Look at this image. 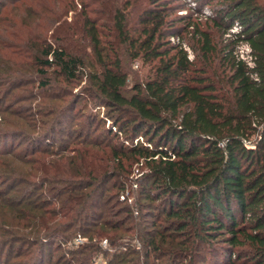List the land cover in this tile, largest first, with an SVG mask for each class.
<instances>
[{"label":"trees","instance_id":"trees-1","mask_svg":"<svg viewBox=\"0 0 264 264\" xmlns=\"http://www.w3.org/2000/svg\"><path fill=\"white\" fill-rule=\"evenodd\" d=\"M189 1L0 3V264H264V0Z\"/></svg>","mask_w":264,"mask_h":264},{"label":"rangeland","instance_id":"rangeland-1","mask_svg":"<svg viewBox=\"0 0 264 264\" xmlns=\"http://www.w3.org/2000/svg\"><path fill=\"white\" fill-rule=\"evenodd\" d=\"M9 0H0V3L2 2L3 4H5V3H9L8 2ZM28 1V3L30 4L31 2H32V0H27ZM42 2H40L41 4H43V6H44V8H37V9H39L38 11H40L39 13H42L43 12V10H45V9H52V7H53V4H52V0H41ZM70 1V0H69ZM80 0H73V3L75 4V7L77 8V6H78V2H79ZM181 2L180 3H186V5H187V7H185V9H183L182 11H179L178 12V14H185V12L188 10V7H190V5H191V3H190V1L189 0H180ZM62 5H61V3H60V6H56L57 7V9L55 10L56 12H58L59 11V7H61ZM10 9V4L9 5H7V6H5V8H4V10H3V13L5 14V13H7L6 11L8 10L9 11V13L8 14H10L8 17H9V20H11V21H14V23H19V24H21L19 27H20V30H21V34H27V32H26V30L24 29L25 27H27L26 25H28V23L30 22H32L33 21V19L35 18V17H33V16H29V13L28 14H24L23 12H22V8H17V9H15L13 12H11V10H9ZM203 12H206L207 13V15H209V11H206V8H204V10H203ZM3 13H1V15H3ZM31 13V12H30ZM67 14H65L64 15V17L65 18H67L68 20L69 19H71V17H73L74 16V14H75V12L74 11H72V10H70V11H67L66 12ZM0 15V16H1ZM206 15V14H205ZM7 16V15H6ZM46 16H49V17H51V13H47V15ZM196 16V15H195ZM16 23V24H17ZM23 26V27H22ZM22 27V28H21ZM2 30V25H0V31ZM174 39H176V38H174ZM186 47H187V45L186 44H184ZM189 52L190 53H192L193 54V52H192V50L191 49H189ZM137 65H138V62L137 61H134V62H132L131 63V65H129V68H130V70H131V75H130V81H132V79H133V73L137 70ZM84 85V82H81V83H78V82H75V83H73L72 85H71V88H72V93L73 94H78L79 93V91L81 90V87ZM8 100H6L4 103H6ZM84 103H85V98L83 97V98H81L78 102H77V104H76V106H75V108H74V110L71 112V114H70V117H69V119L68 120H66V124H65V126H64V128L65 129H68V127H69V124L71 125L72 123H78V121L80 122V123H84L85 122V113L83 112V110H82V107H83V105H84ZM22 106H23V103H22ZM22 106H21V108H22ZM93 105H92V103H87L86 104V107L87 108H91ZM92 109V108H91ZM96 109V108H95ZM0 110L1 111H3L4 109H3V105L2 106H0ZM94 111H99V115H97V121H96V123H95V125L96 124H98V126H100L99 127V131L98 132H100L103 128H105V127H107L109 124H110V121L108 120V118L105 116V115H103V114H105V111L102 109V108H100V109H96V110H93V112ZM25 114L27 113V112H24ZM94 113H97V112H94ZM2 115H5V117H7V122L6 123H2L1 125H3V126H6V127H15V128H18V129H21V127L23 126V123L20 121V119H18V118H15L14 116H11L10 114H8V113H2V112H0V117L2 116ZM101 120V121H100ZM94 123H93V126H94ZM20 138H17V137H11V138H9V139H7V141H5V147H10L11 145H16V143L17 142H19L20 143ZM139 175V173H138V170L137 169H135L134 170V173L132 174V176H131V178H132V180L129 182V185L130 186H132L131 188H134V185H136V182H134L135 181V178L137 177ZM129 189H130V187H129ZM77 237H80V239H81V241L79 242V243H76V241H75V239L77 238ZM90 239V236H83V235H76L68 244H66V245H62L60 248H58V246H48L47 248H46V259H45V263L44 264H51L52 262H54L55 261V259H56V257L60 254V253H63L65 250H67V249H75V248H77V247H79V246H81V245H83L84 243H86L88 240ZM137 244V243H136ZM100 245L101 246H105L106 245V241H105V239H103V240H101L100 241ZM137 246H138V244H137ZM4 254V253H3ZM4 256V255H3ZM17 254L16 253H13L12 254V257L10 258V262L12 263V261H14V259H16L17 257ZM49 256H50V258H49ZM93 264H106L105 263V257L103 256V255H101V254H98V255H96L95 257H94V262H93Z\"/></svg>","mask_w":264,"mask_h":264},{"label":"built area","instance_id":"built-area-1","mask_svg":"<svg viewBox=\"0 0 264 264\" xmlns=\"http://www.w3.org/2000/svg\"><path fill=\"white\" fill-rule=\"evenodd\" d=\"M205 13H206V12H205ZM239 30H240L239 25H237V24L235 23V24L232 25L231 29L229 30V33L226 34L225 36H229L231 32L234 33V32H238ZM171 40H172V41H177L178 39H177V38L174 39V37H171ZM184 46H185V45H184ZM185 48H186V50H187L188 53H189V57L191 58V57H192V53L189 52V48H188V47L185 46ZM234 53H235V55H236V57H237L238 59H241V60H243L244 62H246V64H247L248 66L251 67V66L253 65V56H252V54H251V48H250V45H249L247 42H245V41L240 42V43L237 45V47H236ZM252 77L256 78V75L254 74V75H252ZM122 197H124V195H121V198H122ZM75 241H76V243H79V242L81 241L80 237H77V238L75 239Z\"/></svg>","mask_w":264,"mask_h":264}]
</instances>
